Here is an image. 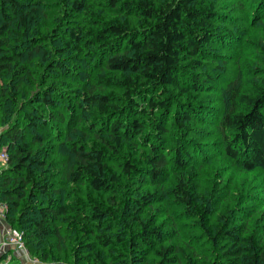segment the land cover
<instances>
[{"label":"trees","instance_id":"obj_1","mask_svg":"<svg viewBox=\"0 0 264 264\" xmlns=\"http://www.w3.org/2000/svg\"><path fill=\"white\" fill-rule=\"evenodd\" d=\"M207 1L137 0L133 4L105 0L114 10L119 24L111 23L101 31L88 33L71 27L65 33L68 39L64 42L60 39L64 32L62 24L66 23L70 10L88 11L84 0H73L71 9H64L62 13L55 10V1L49 4L48 11H56L58 15L47 26L40 22L44 12L42 0H0V153L5 150L9 157L6 169L0 171V201L9 206L8 221L23 232L28 251L35 257L43 254V264L50 259V238H57V244L59 240L61 244L63 236L56 226L59 222L81 227L83 240L78 242L75 256L84 264L102 261L104 250H108L109 258L112 257L110 247L116 242L105 222L107 211L95 203L63 200L61 192L57 196L53 191V183L60 181L68 188L85 184L91 194L107 195L108 202L116 208L121 202H116L112 193L123 179L121 177L134 180L140 172L144 173L147 185L160 191L140 192L136 198L126 199L121 211L125 216L130 209L133 214L127 215L129 225H140L139 234L129 240L131 250L139 252L141 247L153 242L157 245L152 252L153 261L145 262L143 257L136 261L137 264H186L196 257L208 258L212 264H264V247L256 246L253 237H244L248 232L245 223L249 221V216L248 219L241 217L245 212L227 210L220 214V226L212 228L206 224L211 199L198 193L195 177H192L195 170L186 161L189 153L178 149L177 156L170 161L162 140L167 132L162 126V116L166 117L170 104L168 100L158 99L157 95H165L167 88L183 93L190 90L185 86L200 89L201 79L193 78L191 84L182 85L179 71L186 66L184 61H191L188 64L191 68L200 67L201 58L207 57L209 62V57H215L211 47L216 40H223L214 28L216 8L213 3L206 5ZM123 16L134 17V23L142 26L133 23L135 31H131ZM96 46L98 49L94 50ZM88 48L94 52L89 51L85 57ZM70 53L72 56L65 57ZM97 62L102 67L97 66ZM85 63L91 75L79 78L78 86L64 81L78 77L79 67ZM95 66L98 72L93 73ZM214 79V76H207L208 81ZM262 81L249 94L241 88H233L228 95L230 104L219 124L224 154L246 171L258 168L264 171ZM41 83L47 86L37 90L36 86ZM137 85L142 88L136 90ZM109 90L122 91L125 97L113 99L115 94ZM144 90L148 96L153 92L150 98L142 100L145 107L134 97ZM125 111L133 118L126 119ZM194 113L175 114L176 119L181 120L180 131L194 120ZM113 114L116 118L110 121L109 116ZM99 115L108 120L104 124L97 122ZM144 120L155 122L148 128ZM54 123L62 127L64 134L60 143L67 146L59 160L50 156L51 149H44H48L49 133L57 139L60 137V129ZM88 125L96 131L93 132L97 141L104 140L105 148L118 152L134 140L146 147L148 155L141 156L137 163L121 160L119 171H115L102 148L87 143L86 136L84 140L74 137L78 132L84 133L82 129ZM100 125L106 127V133H101ZM101 134L110 139H102ZM169 164L181 172L170 184ZM165 197L173 199L182 209L181 216L199 217L198 224L205 233L202 236L213 246L228 245L217 254L205 257L194 247L192 238H185L180 231L176 223L178 216L166 210L174 241L169 245L167 232L140 216L156 204L163 206ZM25 199L27 205L39 201L37 208L29 210L25 206L26 210L22 211ZM231 223L234 226L228 227ZM192 232L196 236L197 232ZM125 236L120 234L118 242L122 243ZM116 259L121 264L118 256Z\"/></svg>","mask_w":264,"mask_h":264},{"label":"rangeland","instance_id":"obj_2","mask_svg":"<svg viewBox=\"0 0 264 264\" xmlns=\"http://www.w3.org/2000/svg\"><path fill=\"white\" fill-rule=\"evenodd\" d=\"M54 1L56 3L55 10L58 11V13H62L64 9L70 10L73 4V0H42L41 4L44 12L40 16V22L44 26L52 24L55 15H58L56 11H48L51 7H49V4H53ZM84 1L85 4L89 6L88 11L76 13L70 10L66 23L62 24L64 32H61L62 38L60 37V39L64 40V42H67L68 39L65 38L67 37L65 33L66 31H70L71 27L80 28L85 33H88L101 31L106 25L111 23L119 24L114 10L110 9L109 6L105 4V0ZM124 1H129L133 4L137 2V0ZM212 3L218 13L217 17H215L214 28H216V33H218L223 40H216L213 47H211V52H215V57H209V59H211L209 62H207V57L201 58V66H194L191 68L188 66L191 61H184L186 66L184 65L181 67L179 71L182 85L183 83L187 85L191 84L190 80L193 78H196V80L201 79L199 80L200 89L195 90L191 86H185L184 88H190V90L183 93L177 89L167 88L165 90V95H157L158 99L162 98L168 100L170 104L166 117L162 116V126L167 129V132L162 135V140L163 143H165V151L170 154V161L174 160L175 156H177L178 149H180L181 152L186 150V152L189 153L186 161L189 163V166L193 167L195 170L192 177H195L194 183L197 185L198 193L200 192V195L207 200L211 199L209 203L210 216L206 224L212 228L220 226L219 217L222 212L227 210H236V212H238V210L243 211L245 215L241 216L242 219H248L249 216V221L245 223L248 232L244 237H253L256 246L264 247V171L259 168L246 171L241 166L234 164L224 154L222 142L220 140L221 136L219 135V124L222 120V116L227 111L228 103L230 104L228 95L233 88H241L242 91L248 94L253 93L254 86L257 87L263 82L262 80H264V0H209L206 2V5ZM126 18L127 17H124V19ZM126 21L127 24L130 25L128 28L131 31H135L133 29L135 18L129 17ZM134 25L138 27L142 26L137 22H135ZM35 29L39 28L36 27ZM228 33L230 35H228ZM93 49L97 50L98 46ZM93 49L88 48L84 56L88 57V52H94ZM70 56H72L71 53L65 55V57ZM97 63V66L102 67L99 62ZM87 66L88 64L85 63L79 67L78 74L80 75L78 77L72 78V80L68 78L64 81L71 83L72 86H78L81 80L79 78L86 79V77L92 73H87ZM97 66H95L93 73L97 71ZM84 67L86 68L85 73H83ZM208 75L211 77L214 76L215 79L208 81ZM65 77L69 76L66 75ZM93 78L94 76L90 77L91 80H93ZM204 80H207V82L204 83ZM46 86V84L41 83L40 86H36V89L45 88ZM137 88L141 89L142 87L137 85L135 89L137 90ZM109 91L115 94L113 99L125 97L122 91ZM144 92L141 91L139 95L134 96L141 101L142 105H144V101H142L144 97L150 98L153 95L152 91L149 96L145 95L147 91ZM123 101L124 100L121 98V103ZM185 111L191 113L195 112L192 118L194 120L186 124V128L180 131L181 128H179V124L181 120L180 118L176 119L175 114ZM137 114H140V112ZM156 114L161 115L160 112ZM124 115L126 119L133 118L130 117L126 111ZM114 118H116L114 114L109 116L110 121H113ZM97 119H99L97 122H102L103 124L108 120L107 118L106 120L103 119L101 115H99ZM110 121L107 122L110 123ZM154 122L155 120L146 121V127L148 126V128H151ZM54 125L56 128L60 129V137L57 139L49 133L50 136L46 139L48 149H46V147H44V149H51L50 156L53 160H59L62 159V152L65 151L67 146L64 143H60L62 142L61 137L64 134L62 127L56 125V123H54ZM90 126L88 125V127L84 128L87 130L82 129L84 133L78 132L74 137L78 140H84V136H86L87 143L91 142V145L96 146V148H102L105 154H107L108 161L113 170L119 171L118 165L121 160L129 159L137 163L141 156L144 154L148 155L146 154V147L141 145L140 142H134V140L127 143L123 149L118 152H113L105 148L103 143L104 140L97 141L95 133L93 132L95 130L90 129ZM100 126H98V129H103L101 133H106V127ZM101 138L110 139L104 136V134H101ZM133 139H135V136H133ZM6 167V165L0 162V171L6 169ZM169 168V177H167L170 184L181 176V172H178L173 164H169ZM143 176L144 173L140 172L134 177V180L129 177H121V179H123L116 185L118 186L116 191L112 193V196L116 198V202H121L115 205L116 208H113L110 202H108L109 199L107 195L98 193L91 194L89 192V186L85 184L68 188L59 181L53 183V186L51 185L55 194L58 196L61 192L62 199L67 200V202H82L90 205L95 203L107 211V220H105V222L107 227L110 228L109 234L116 238V242L110 247V250H112V257L109 258L108 250H104L105 256L103 260L97 261V263L94 262L93 264H120L116 259L117 256L121 259V264H137L136 261H139V259L143 257L145 258V262L154 260L152 252L155 250L154 248L157 247L154 242L151 245L146 244L141 247L139 252L129 248V240L139 234L140 225H129L128 220H130V218L127 215L129 213L133 214L130 209L125 212L126 217L121 215L126 199L131 200L136 198V195L140 192L160 191L158 188L154 189L147 185ZM163 200L165 201L163 206H161L162 204H156L154 207L146 209L140 216L142 220L144 218H146V220L149 219V223L152 221L150 224L158 226L161 230L167 232L166 238L170 241L169 245H173L174 241L171 238L173 233L170 231L169 218L166 216V210H169L174 216H178L176 223L180 231L185 238H192L194 247L205 257L217 254L221 248L228 245L227 243H223L220 247L213 246L209 240H206L202 236L205 233L198 224V216L189 215L185 218L180 215L182 209L176 205L173 199L165 197ZM38 203L39 201L36 200L35 203L27 205L25 199L22 202V211L25 209V206L29 210L35 209ZM237 224L238 223L235 222V225ZM232 225L233 223L227 226L232 227ZM56 226L63 238L61 244L60 240L57 244L55 240L57 238H50V259L44 262V264H84L82 261H77L78 258L76 259L75 256V248L78 242L83 240V235L80 231L81 227L65 222H59ZM191 229L197 232L196 236ZM120 234H124V236L127 235L122 243L118 242ZM38 248H40L39 243ZM42 256L43 254L37 257L32 255L33 258L39 261H41ZM13 264L18 263L14 262ZM186 264H212V261H209L208 258L200 257L197 259L196 257Z\"/></svg>","mask_w":264,"mask_h":264},{"label":"built area","instance_id":"obj_3","mask_svg":"<svg viewBox=\"0 0 264 264\" xmlns=\"http://www.w3.org/2000/svg\"><path fill=\"white\" fill-rule=\"evenodd\" d=\"M0 162L8 165L9 157L5 150L0 153ZM9 206L0 201V264H42L32 257L26 245V239L22 231L11 226L8 221Z\"/></svg>","mask_w":264,"mask_h":264},{"label":"crops","instance_id":"obj_4","mask_svg":"<svg viewBox=\"0 0 264 264\" xmlns=\"http://www.w3.org/2000/svg\"><path fill=\"white\" fill-rule=\"evenodd\" d=\"M19 260H20V262L22 263V264H24V262L20 259V258H18ZM20 264V263H19Z\"/></svg>","mask_w":264,"mask_h":264}]
</instances>
